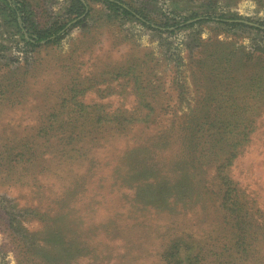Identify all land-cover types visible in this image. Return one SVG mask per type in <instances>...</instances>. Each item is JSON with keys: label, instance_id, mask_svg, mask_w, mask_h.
Segmentation results:
<instances>
[{"label": "rangeland", "instance_id": "rangeland-1", "mask_svg": "<svg viewBox=\"0 0 264 264\" xmlns=\"http://www.w3.org/2000/svg\"><path fill=\"white\" fill-rule=\"evenodd\" d=\"M84 1L87 20L40 48L27 45L0 10V264H90L68 257L63 212L70 183L98 189L100 205L91 202L95 207L85 211L92 225L83 237L96 244V264H159L172 221L184 220L187 231L209 230L213 209L184 219L137 210L135 183L110 180L127 149L154 144L152 136L177 132L192 117H231L237 130H253L229 175L264 210V33L214 21L159 32L101 0ZM123 1L158 25L205 14L264 24V0ZM27 2L41 30L67 21L72 8V0ZM145 113L148 123H125L126 116ZM208 121L197 134L224 126ZM105 127L116 133L91 145L96 164L89 172L91 162L70 164L62 140L48 135ZM161 154L174 156L170 149ZM213 173L210 167L203 179L209 183Z\"/></svg>", "mask_w": 264, "mask_h": 264}, {"label": "trees", "instance_id": "trees-1", "mask_svg": "<svg viewBox=\"0 0 264 264\" xmlns=\"http://www.w3.org/2000/svg\"><path fill=\"white\" fill-rule=\"evenodd\" d=\"M101 1L114 12L135 18L159 32H173L174 28L187 27L194 22L214 21L231 26H249L264 33V24L211 14L187 18L171 26L158 25L123 0ZM28 5L27 0H0V10L8 14L7 17L14 23L27 45L33 48L60 41L72 27L83 24L90 14V7L84 0H72L67 21L41 30L35 25ZM149 117V113L129 115L126 116L125 123H148ZM102 120L101 117L100 121ZM208 120L224 126L216 131H208V134H212L207 136L197 134ZM115 121L114 129L118 131L122 124L116 119ZM242 121L243 118L240 122ZM235 123L231 117L225 120L206 116L192 117L189 126L183 123L177 132L171 130L163 136H152L150 139L154 144L127 149L125 156H121L124 161L112 167V185L123 184L132 188V183H135L133 198L138 204L137 210L151 207L167 211L176 216V219L185 218L190 213L192 218L198 211L214 210V226L209 230H200V233L187 231L184 220L172 221L174 233L169 236L173 237L162 240L165 243L159 255V264H264V210L258 206L255 197L229 175V169L250 142L253 132L246 128L237 130ZM213 126L216 128L215 124ZM114 133L116 132L105 127L101 130L80 129L62 133V137L55 131L48 135L50 140H62L59 144L61 152L63 150V156L70 164L73 161L91 162L93 165H89V172L96 164L91 145H101L102 140L108 142ZM165 149L172 150L174 156H162L161 152ZM210 167L214 168V173L208 183L203 178ZM200 171L201 175L198 174ZM76 188H81L79 195L73 194ZM96 191L87 183H79L77 186L76 183H70L68 193L72 197L64 205L63 219L67 225L68 257L71 261L88 258L90 264L97 263L96 257L99 254L96 244L83 240L85 234L91 231L89 225H92L85 220V211L95 207L91 202L97 205L95 209L100 205V200L94 197ZM76 198V201H71Z\"/></svg>", "mask_w": 264, "mask_h": 264}]
</instances>
